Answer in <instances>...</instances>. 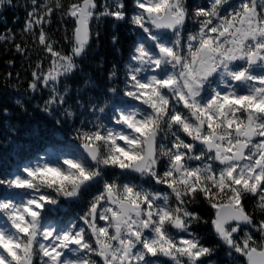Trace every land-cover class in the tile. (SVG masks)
I'll list each match as a JSON object with an SVG mask.
<instances>
[{"label": "snow or ice", "instance_id": "obj_1", "mask_svg": "<svg viewBox=\"0 0 264 264\" xmlns=\"http://www.w3.org/2000/svg\"><path fill=\"white\" fill-rule=\"evenodd\" d=\"M28 7L21 33L47 55L14 104L31 119L28 103L47 91L34 111L68 131L63 140L53 132L42 150L0 172V264H217L220 245L241 264H264V0H131V7L30 0ZM57 13L71 25L68 52L45 30ZM107 19L133 26L140 38L123 78L115 65L110 71V104L82 101L87 80L76 90L90 116L77 124L66 81ZM15 39L11 29L0 35L25 54ZM9 116L0 108L12 143L19 125ZM97 187L78 221L51 215ZM201 224L217 245L193 231Z\"/></svg>", "mask_w": 264, "mask_h": 264}, {"label": "trees", "instance_id": "obj_2", "mask_svg": "<svg viewBox=\"0 0 264 264\" xmlns=\"http://www.w3.org/2000/svg\"><path fill=\"white\" fill-rule=\"evenodd\" d=\"M43 2L47 3L48 0H43ZM67 2L68 0H65V3ZM128 3L131 7V0H128ZM11 4L12 6L7 9L0 6V35L11 29L12 32L16 33L15 43L26 47L28 51L25 54L18 53L11 41L8 43L0 41V108H8L10 116L7 119H10L12 124L19 125V132L12 137V143L7 140L9 133L0 126V172H8L18 162L42 150L52 138L53 132L57 133V140H63L65 139L64 133L68 131L67 126L64 129H55L52 120L43 113L34 111V105L37 102L42 103L43 99L48 97L47 91L44 92L43 98L37 95L28 103V110L32 113L31 119L22 115L20 109L14 104L16 98L26 94L28 82L32 78L31 73L35 65L47 54L43 52L36 41L26 38L21 33V29L25 26L26 14L30 10L28 7L30 0H11ZM205 4H207V0H189L190 6ZM93 27L95 28V22ZM192 27V24L189 23L188 29L190 30ZM45 30L52 40L57 41L56 47L58 49H63L65 52L69 51L64 37L65 35H71V25L62 24L58 13L53 16L51 25L45 26ZM96 30L99 31V39L92 40L88 55L79 61L80 69L66 81V86L72 90L68 103L76 112L77 124H79L82 116L89 118L90 116L86 110L82 112L78 108L76 90L84 89V82L87 80L89 84L87 90L82 92V101L87 104L90 97H95L101 104L105 102L110 104L112 101L105 95L106 89L109 87L108 76L110 71L115 65L118 75L121 79L123 78L124 73L127 71L125 65L131 48L140 38L138 29L127 23H116L111 19L101 20ZM114 34L119 36V42L115 46L111 42ZM44 64L47 68L48 61L45 60ZM9 73L12 74L11 78L8 77ZM64 86L65 84L62 83L61 87ZM120 86L123 87V84L121 83ZM4 119V117H0V120ZM36 127L41 130L40 136L32 134L33 129ZM100 190L98 187L93 188L90 193L84 194L80 200L64 203L61 208L56 209L51 215L60 221H78L92 196ZM157 190H164V186H157ZM247 205L251 211L253 201H247ZM103 223L101 222V224ZM193 231L201 236L203 243L217 245L218 241L212 235L210 225L194 226ZM212 259L217 264H241L243 261V257H238L237 254L230 257L227 248L223 245L218 247Z\"/></svg>", "mask_w": 264, "mask_h": 264}, {"label": "flooded vegetation", "instance_id": "obj_3", "mask_svg": "<svg viewBox=\"0 0 264 264\" xmlns=\"http://www.w3.org/2000/svg\"><path fill=\"white\" fill-rule=\"evenodd\" d=\"M160 187V186H159Z\"/></svg>", "mask_w": 264, "mask_h": 264}]
</instances>
